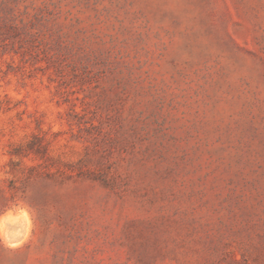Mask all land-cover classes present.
I'll return each mask as SVG.
<instances>
[{
	"label": "rangeland",
	"instance_id": "374dc122",
	"mask_svg": "<svg viewBox=\"0 0 264 264\" xmlns=\"http://www.w3.org/2000/svg\"><path fill=\"white\" fill-rule=\"evenodd\" d=\"M0 264H264V0H0Z\"/></svg>",
	"mask_w": 264,
	"mask_h": 264
},
{
	"label": "trees",
	"instance_id": "16d2710c",
	"mask_svg": "<svg viewBox=\"0 0 264 264\" xmlns=\"http://www.w3.org/2000/svg\"><path fill=\"white\" fill-rule=\"evenodd\" d=\"M2 200H6V196H5V194H4V189H1V188H0V212H2V209H1V206H2V205H1V204H2L1 201H2Z\"/></svg>",
	"mask_w": 264,
	"mask_h": 264
}]
</instances>
